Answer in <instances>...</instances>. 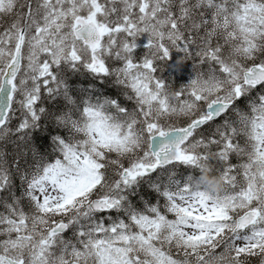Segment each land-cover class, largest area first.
<instances>
[{
	"label": "snow or ice",
	"instance_id": "1",
	"mask_svg": "<svg viewBox=\"0 0 264 264\" xmlns=\"http://www.w3.org/2000/svg\"><path fill=\"white\" fill-rule=\"evenodd\" d=\"M0 194V264H264V0H0Z\"/></svg>",
	"mask_w": 264,
	"mask_h": 264
},
{
	"label": "trees",
	"instance_id": "2",
	"mask_svg": "<svg viewBox=\"0 0 264 264\" xmlns=\"http://www.w3.org/2000/svg\"><path fill=\"white\" fill-rule=\"evenodd\" d=\"M188 62V64L190 65L189 67L192 68L194 63H197L196 61L193 60H188L186 61ZM201 67H205L206 66H200ZM158 71L157 73L161 76L162 79H164L166 82L170 83L172 85V87L175 88H179L181 86H184L185 83L183 82L184 80V73H186L185 71H188L189 68H184V66H181L179 69L176 68V66H170L168 63H166V61L161 62L157 65ZM184 71V72H183ZM183 73V74H182ZM81 80H83V77H80ZM180 79V80H179ZM175 80V81H174ZM86 83V81H85ZM109 91H114L113 89H109ZM184 121H180V123H183ZM207 134V133H205ZM37 143H39L42 147L45 146L47 144V137H37ZM9 148H11V145H9ZM232 162L235 163L236 162V158L233 157L232 158ZM186 169L180 167L177 169L178 173H183ZM17 183H19L17 181ZM19 191V189H17V192ZM2 195V194H0ZM142 195L144 196V198L146 200H148L150 203H156L158 200L157 195L151 191L147 186H145L142 190ZM161 203H163V201L161 200ZM138 206L142 207V204H139ZM3 209L0 208V211H2ZM252 261H250V264Z\"/></svg>",
	"mask_w": 264,
	"mask_h": 264
},
{
	"label": "clouds",
	"instance_id": "3",
	"mask_svg": "<svg viewBox=\"0 0 264 264\" xmlns=\"http://www.w3.org/2000/svg\"><path fill=\"white\" fill-rule=\"evenodd\" d=\"M184 63L185 61L182 57L178 58L176 68L179 69ZM198 183L211 194H218L224 191L223 179L219 175L213 174L207 166L203 168V171L198 177Z\"/></svg>",
	"mask_w": 264,
	"mask_h": 264
},
{
	"label": "rangeland",
	"instance_id": "4",
	"mask_svg": "<svg viewBox=\"0 0 264 264\" xmlns=\"http://www.w3.org/2000/svg\"><path fill=\"white\" fill-rule=\"evenodd\" d=\"M147 43H148V38H147V35L146 34L145 35H142V36H140V37L137 38V40H136L137 48H136L135 51H137V56L138 57L142 56L140 53H144L146 51L145 45ZM138 51H139V53H138ZM179 55L180 54H178V53H173L172 56H171V58L169 59L168 63L171 64V66L176 65V61L179 58ZM183 65H185V66H187V68H189L188 69V72L185 74V78L186 79H189V78L192 79V78H194L193 70H192L191 67H189L190 65L188 64V62L185 61V63ZM204 69H205V67H201V68L199 67L197 70H204ZM156 75L159 76L158 74H156ZM67 236L70 237L71 236V233H69Z\"/></svg>",
	"mask_w": 264,
	"mask_h": 264
},
{
	"label": "bare ground",
	"instance_id": "5",
	"mask_svg": "<svg viewBox=\"0 0 264 264\" xmlns=\"http://www.w3.org/2000/svg\"><path fill=\"white\" fill-rule=\"evenodd\" d=\"M184 72V71H183ZM183 74V73H182ZM175 81V80H174ZM184 82V81H183Z\"/></svg>",
	"mask_w": 264,
	"mask_h": 264
}]
</instances>
